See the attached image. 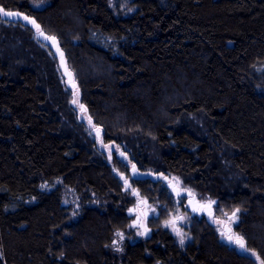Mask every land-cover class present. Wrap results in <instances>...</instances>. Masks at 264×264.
<instances>
[{"label": "trees", "instance_id": "obj_1", "mask_svg": "<svg viewBox=\"0 0 264 264\" xmlns=\"http://www.w3.org/2000/svg\"><path fill=\"white\" fill-rule=\"evenodd\" d=\"M0 8L40 25L0 13V264H261L264 0H0ZM38 31L57 39L77 91ZM74 96L139 171L216 200V217L240 209L244 251L223 242L207 214L193 216L181 247L164 224L186 199L151 178L126 186L131 168L109 162ZM138 191L162 204L159 216L149 237L117 250Z\"/></svg>", "mask_w": 264, "mask_h": 264}, {"label": "rangeland", "instance_id": "obj_2", "mask_svg": "<svg viewBox=\"0 0 264 264\" xmlns=\"http://www.w3.org/2000/svg\"><path fill=\"white\" fill-rule=\"evenodd\" d=\"M74 97H75L74 99L78 101V103H76L74 105H75L77 111L80 112V115H81L80 117L84 118V121L87 124L86 126H87L88 130L90 132H92V130L95 129L96 127L87 122L86 115H84L81 111V107H80L81 104H80L79 100L76 98V96H74ZM105 145H107V147ZM99 146H100L101 150L106 154L109 162H111V163H113L114 160L117 158L116 155H118L120 153L119 150L121 147L118 144H116V143H105L103 141L102 137H101V140H99ZM121 153H126V151L124 149H122ZM129 168H131V164L129 165ZM173 178L180 183V181L178 179H176L175 177H173ZM131 180H132V177L130 175L129 176L127 175L126 182L131 185V183H130ZM132 190L136 191L133 187H132ZM68 196H69V198H68L69 201L66 204L71 206V208H72L71 209V217L73 220H76V218H78V215H79L78 202H75L76 200H73L74 196L71 192H69ZM210 201H215V203L210 204V206H209ZM197 203L199 205L211 208L212 209V215H213V211L215 210L214 208L217 205L216 200L210 199L208 197H206V198H199L198 197ZM182 206L183 207H182L181 212L178 214H172L170 216V218H168V220L165 222L164 226H165V228L169 229L173 233V235L176 238L177 243L181 247H185V245L188 242H190V239H191V237L188 235L187 228H188L190 221L193 218L194 214H192L188 210L186 201H183ZM161 207H162V204L160 202L157 201L155 203H150L149 200L144 198L142 195H140L139 191H138V193H136V196H135V204L128 211L129 215L133 217V221L131 223L129 234L125 233V232H118V233L122 234V237L120 235H118V233L116 234V239L114 241L115 249H117V250L121 249L123 243L127 239L130 240L131 242H134L136 240L149 237L151 234V229L149 228L148 221L151 218H155V217L159 216ZM232 213L224 214L223 217H220V218L216 217L215 214L213 215V218H212V215H211L212 222L214 223V226L216 227V229L220 235V238L223 242H228V241H227V234H226L224 228L221 226L222 224L228 225L229 229H231V231H232V237H234V238L237 236L240 237V235L236 232L235 228L240 222V216L242 214V211L240 210L237 213V218H233ZM203 214H201V215H203ZM180 218H182V219L180 220ZM181 240H183V243H181ZM228 243H230V242H228ZM230 244H232V243H230ZM235 246L238 247V245H235ZM248 254L253 255L252 253H248Z\"/></svg>", "mask_w": 264, "mask_h": 264}, {"label": "water", "instance_id": "obj_3", "mask_svg": "<svg viewBox=\"0 0 264 264\" xmlns=\"http://www.w3.org/2000/svg\"><path fill=\"white\" fill-rule=\"evenodd\" d=\"M23 17H24V15L12 16V17H7V18H11L14 20V19H23ZM46 37H51V36L46 35L44 32H43V35H41V31L36 32L37 40L39 42H41L42 44L48 46L51 49V51L55 54L57 59L59 60L60 68L63 72V76L66 79L67 86L72 88L73 90L77 91V89H76L77 87H76V84L74 82L73 74L70 72V70L67 66L64 53L61 50L57 39L55 38V40H50V39H46ZM101 133H102V131L100 129H94L93 130V134H95L99 140L101 139ZM119 151H120V153L118 155H116V157L121 158L123 161H125L127 163L129 161L128 156L125 153H121L122 152L121 148ZM114 172L116 174H118L117 170H114ZM130 173H131V176L133 179L151 178L152 180L162 181L165 184V187L169 190V192L176 199H180V198L186 199L187 208L192 214L201 215L204 213V214H207L209 218H211L212 209L209 207L199 205L197 203L196 198L191 194V192L182 189L177 184V182H175L170 177L165 176V175H154L152 173H143V172L139 171L138 168L134 165H131ZM121 177L123 180L125 179L124 176H121ZM125 184H126V186H128L127 182H125ZM181 219L182 218H180V220ZM221 226L224 228V230L227 234V241L234 244V245H238L240 247L239 244L232 242V241H229L228 237L232 236V231H231V229H229L228 225L222 224ZM240 250L244 251V248L240 247Z\"/></svg>", "mask_w": 264, "mask_h": 264}, {"label": "snow or ice", "instance_id": "obj_4", "mask_svg": "<svg viewBox=\"0 0 264 264\" xmlns=\"http://www.w3.org/2000/svg\"><path fill=\"white\" fill-rule=\"evenodd\" d=\"M0 13H2L3 16H5V17L21 16L22 15L21 13H17V12L5 11L3 8H0ZM23 19L29 21L32 24H35L37 30H40V25L36 24L35 20H32L27 16H24ZM41 35H43L42 31H41ZM46 39L55 40V37H46ZM73 103L76 104V103H78V101L74 99ZM80 107L83 108V105H80ZM105 146L107 147V145H105ZM214 203H215V201H210L209 206H210V204H214ZM239 211H240L239 209H235L232 213V217L237 218V213ZM118 235H120L122 237L121 233H118ZM228 239H229V241H232V242L239 244L241 248H244V243H243L242 237L237 236L234 238L232 236H229ZM181 243H183V240H181ZM261 264H264V260L261 261Z\"/></svg>", "mask_w": 264, "mask_h": 264}, {"label": "flooded vegetation", "instance_id": "obj_5", "mask_svg": "<svg viewBox=\"0 0 264 264\" xmlns=\"http://www.w3.org/2000/svg\"><path fill=\"white\" fill-rule=\"evenodd\" d=\"M127 164L130 165V162L128 161ZM131 165H132V164H131Z\"/></svg>", "mask_w": 264, "mask_h": 264}]
</instances>
